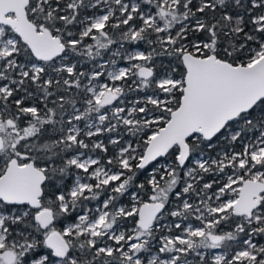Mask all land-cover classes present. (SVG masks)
Listing matches in <instances>:
<instances>
[{
    "label": "snow or ice",
    "instance_id": "obj_1",
    "mask_svg": "<svg viewBox=\"0 0 264 264\" xmlns=\"http://www.w3.org/2000/svg\"><path fill=\"white\" fill-rule=\"evenodd\" d=\"M0 264H264V0H0Z\"/></svg>",
    "mask_w": 264,
    "mask_h": 264
},
{
    "label": "rangeland",
    "instance_id": "obj_2",
    "mask_svg": "<svg viewBox=\"0 0 264 264\" xmlns=\"http://www.w3.org/2000/svg\"><path fill=\"white\" fill-rule=\"evenodd\" d=\"M216 251H218V250H216Z\"/></svg>",
    "mask_w": 264,
    "mask_h": 264
}]
</instances>
